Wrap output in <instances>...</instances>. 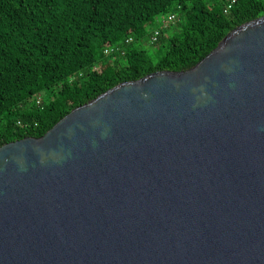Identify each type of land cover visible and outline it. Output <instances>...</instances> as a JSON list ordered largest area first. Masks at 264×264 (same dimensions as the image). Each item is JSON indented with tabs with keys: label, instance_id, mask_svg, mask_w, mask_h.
Segmentation results:
<instances>
[{
	"label": "water",
	"instance_id": "water-1",
	"mask_svg": "<svg viewBox=\"0 0 264 264\" xmlns=\"http://www.w3.org/2000/svg\"><path fill=\"white\" fill-rule=\"evenodd\" d=\"M0 264H264V16L0 146Z\"/></svg>",
	"mask_w": 264,
	"mask_h": 264
},
{
	"label": "trees",
	"instance_id": "trees-1",
	"mask_svg": "<svg viewBox=\"0 0 264 264\" xmlns=\"http://www.w3.org/2000/svg\"><path fill=\"white\" fill-rule=\"evenodd\" d=\"M227 1L0 0V146L42 137L118 84L191 69L264 16V0H238L229 13ZM177 11L184 22L153 43L150 26ZM108 47L118 50L105 55Z\"/></svg>",
	"mask_w": 264,
	"mask_h": 264
},
{
	"label": "built area",
	"instance_id": "built-area-1",
	"mask_svg": "<svg viewBox=\"0 0 264 264\" xmlns=\"http://www.w3.org/2000/svg\"><path fill=\"white\" fill-rule=\"evenodd\" d=\"M238 0H228L227 1V5L225 7V12L229 13L231 12V10L234 8V6L237 4ZM177 19V15L176 14H171L168 17H164L162 20H160V24H165L168 25L170 22H174ZM161 34V29H157L153 32L152 34V42L156 43L159 39V36ZM133 42V38H129L127 40V43H132ZM118 50L117 47H108L104 50V54L105 55H110L114 52H116ZM42 100H39V103H41Z\"/></svg>",
	"mask_w": 264,
	"mask_h": 264
},
{
	"label": "rangeland",
	"instance_id": "rangeland-1",
	"mask_svg": "<svg viewBox=\"0 0 264 264\" xmlns=\"http://www.w3.org/2000/svg\"><path fill=\"white\" fill-rule=\"evenodd\" d=\"M177 19H176V21H174V22H170L168 25H165V24H160L159 22H158V20H161V17L155 22V24H153V25H151L150 26V30L149 31H151V33L152 32H154L155 30H157V29H169V27L170 26H173V27H175V23L178 21V19L179 20H181L182 19V22H184V16H183V14L181 13V12H179V11H177ZM171 24V25H170ZM170 25V26H169ZM177 28V27H176ZM150 45H148L147 46V48L148 49H150L151 47H149ZM152 52H154V51H152Z\"/></svg>",
	"mask_w": 264,
	"mask_h": 264
}]
</instances>
